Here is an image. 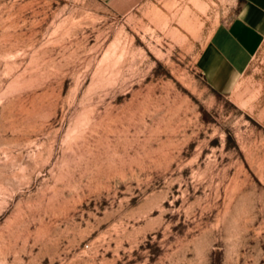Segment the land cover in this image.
I'll return each mask as SVG.
<instances>
[{
	"label": "rangeland",
	"instance_id": "1",
	"mask_svg": "<svg viewBox=\"0 0 264 264\" xmlns=\"http://www.w3.org/2000/svg\"><path fill=\"white\" fill-rule=\"evenodd\" d=\"M236 0H0V264H264V40L199 68Z\"/></svg>",
	"mask_w": 264,
	"mask_h": 264
},
{
	"label": "crops",
	"instance_id": "2",
	"mask_svg": "<svg viewBox=\"0 0 264 264\" xmlns=\"http://www.w3.org/2000/svg\"><path fill=\"white\" fill-rule=\"evenodd\" d=\"M115 10L131 9L140 0H101ZM231 18L218 24L199 56L207 84L217 92L231 91L264 40V0H236Z\"/></svg>",
	"mask_w": 264,
	"mask_h": 264
}]
</instances>
